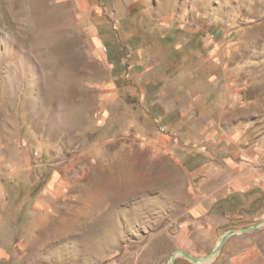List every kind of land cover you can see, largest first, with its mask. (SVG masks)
<instances>
[{
  "label": "rangeland",
  "instance_id": "rangeland-1",
  "mask_svg": "<svg viewBox=\"0 0 264 264\" xmlns=\"http://www.w3.org/2000/svg\"><path fill=\"white\" fill-rule=\"evenodd\" d=\"M86 2L0 0V264L204 257L264 219L192 199L244 124L264 150V0ZM209 264H264V226Z\"/></svg>",
  "mask_w": 264,
  "mask_h": 264
},
{
  "label": "crops",
  "instance_id": "crops-1",
  "mask_svg": "<svg viewBox=\"0 0 264 264\" xmlns=\"http://www.w3.org/2000/svg\"><path fill=\"white\" fill-rule=\"evenodd\" d=\"M86 0H80V8L86 9ZM85 12V11H84ZM256 124V123H255ZM250 139V138H249ZM246 137L245 124L238 134V153L235 157L228 155L217 156L219 164L211 165L210 172L203 181L202 191L194 193L195 211H199L201 205L215 204L220 199L235 196L254 194V204L264 201V150L258 143H250ZM212 184L211 187H206ZM205 194V196H203ZM211 194V199H210Z\"/></svg>",
  "mask_w": 264,
  "mask_h": 264
},
{
  "label": "water",
  "instance_id": "water-1",
  "mask_svg": "<svg viewBox=\"0 0 264 264\" xmlns=\"http://www.w3.org/2000/svg\"><path fill=\"white\" fill-rule=\"evenodd\" d=\"M263 226H264V219H262L261 221H259L256 224H254L253 226H250L247 228H242L239 230H231V231L225 232L224 234H222L218 243L211 250V252L209 254H207L206 256L201 257V258L193 257L192 255H190L186 251H182V250L175 251L170 256L169 264H175V260L179 257H183L193 264H209L210 262H212L217 257L218 253L220 252L221 247L223 246L224 242L228 238H230L232 236H236L238 234L248 233L250 231L259 229Z\"/></svg>",
  "mask_w": 264,
  "mask_h": 264
},
{
  "label": "built area",
  "instance_id": "built-area-1",
  "mask_svg": "<svg viewBox=\"0 0 264 264\" xmlns=\"http://www.w3.org/2000/svg\"><path fill=\"white\" fill-rule=\"evenodd\" d=\"M115 23V22H114ZM113 25H115V24H113ZM124 63V62H123ZM171 136L173 137V139H176L177 138V134L176 133H171Z\"/></svg>",
  "mask_w": 264,
  "mask_h": 264
}]
</instances>
